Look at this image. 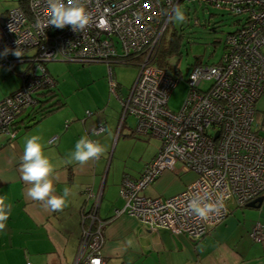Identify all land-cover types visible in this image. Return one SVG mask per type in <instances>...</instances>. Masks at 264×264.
Segmentation results:
<instances>
[{"label": "built area", "instance_id": "obj_1", "mask_svg": "<svg viewBox=\"0 0 264 264\" xmlns=\"http://www.w3.org/2000/svg\"><path fill=\"white\" fill-rule=\"evenodd\" d=\"M23 1L25 5L0 14V67L16 71L21 80L0 100V134L13 141L19 116L37 107L41 91L55 86L46 62L107 64L109 87L115 92L111 64L133 58L139 71L121 99V123L132 115L134 132L153 136L160 145L138 177L123 176L119 195L125 204L117 214L128 213L151 230L167 228L197 241L226 219L229 203L245 206L264 194V130L256 121V103L264 91V0H81L89 16L83 31L50 25L48 0ZM195 2L226 11L235 29L227 33L218 62L192 67L183 104L172 111L167 102L177 75L157 67L152 53L173 10ZM20 64L24 68L16 70ZM177 164L196 178L169 197L144 194L164 171L176 172ZM218 198H223V207L207 220L188 208L190 200L203 204ZM97 210L98 199L82 217L74 264H105L103 221ZM250 236L262 241L264 226L257 222Z\"/></svg>", "mask_w": 264, "mask_h": 264}, {"label": "crops", "instance_id": "obj_2", "mask_svg": "<svg viewBox=\"0 0 264 264\" xmlns=\"http://www.w3.org/2000/svg\"><path fill=\"white\" fill-rule=\"evenodd\" d=\"M20 1L23 0H0V14ZM16 70L22 69L17 65ZM20 85L16 71L0 67V100ZM116 95L120 101L123 99ZM64 107L66 103L42 118L39 107L20 115L18 134L11 142L0 134V199L3 206L10 205L5 228L0 230V264H74L83 229L82 217L97 199V214L103 221L101 252L105 264H264V239L254 241L250 236L257 222L264 226V199L259 208L229 203L226 219L197 241L167 228L151 230L128 213L117 214L125 204L119 195L123 176L138 177L156 151L133 174L108 171L106 155L117 123L114 126L110 116L99 112L87 111L83 115ZM97 126L104 128L99 134L92 131ZM32 135L41 138L43 154L53 165L49 177L53 180L52 194L61 195L65 187L72 190L61 211H46L42 202L27 196L31 185L21 179L20 165L24 138ZM82 136L98 141L104 153L84 165L66 164V157ZM52 137L56 140L49 143ZM177 168L176 172L164 171L148 186L155 198L175 195L196 178L190 171L180 169L179 164Z\"/></svg>", "mask_w": 264, "mask_h": 264}, {"label": "rangeland", "instance_id": "obj_3", "mask_svg": "<svg viewBox=\"0 0 264 264\" xmlns=\"http://www.w3.org/2000/svg\"><path fill=\"white\" fill-rule=\"evenodd\" d=\"M185 14L182 24L169 22L163 38L166 47L173 53L165 62L168 70L177 75L178 82L172 89L167 106L177 111L183 104L188 87L186 80L196 63H216L224 52V42L228 32L235 29L232 17L222 9L201 3H182L179 6ZM197 20L195 24L194 21ZM118 50L121 52L120 46ZM264 53V47L262 48ZM23 69L24 65H18ZM46 68L58 84L56 90L66 103L65 109L85 115L87 111L105 114L110 121L117 123V129L107 152L106 167L116 173L133 174L145 159L157 151L160 141L153 136L139 135L134 132L135 118L127 116L121 123V101L138 75L139 67L132 63L111 64L112 75L119 88L112 92L109 87L107 64L90 63L82 65L76 62L52 60L46 62ZM178 69V70H177ZM178 71V74L175 71ZM256 121L259 130H264V91L256 103ZM121 114V115H119ZM195 176L193 171H190ZM152 187L145 195L154 197Z\"/></svg>", "mask_w": 264, "mask_h": 264}, {"label": "clouds", "instance_id": "obj_4", "mask_svg": "<svg viewBox=\"0 0 264 264\" xmlns=\"http://www.w3.org/2000/svg\"><path fill=\"white\" fill-rule=\"evenodd\" d=\"M51 9L49 24L56 28L71 26L73 31H83L89 23V16L81 4V0H48ZM170 19L178 24L185 21L184 11L177 7L173 10ZM16 56H20L18 51ZM24 151L21 158L20 172L21 179L31 185L27 189V196L35 201H40L46 211H61L66 205L72 190L65 187L61 195H53V180L50 175L53 173V165L44 156L40 137L32 135L25 137ZM104 153V147L98 141H92L87 136H82L75 144V149L65 159L66 164L78 163L84 165L90 160H98ZM223 207V198L217 199L215 203H197L195 200L188 202V208L201 220H207L209 214L219 212ZM10 205L3 206L0 199V230L5 228V221L8 219ZM130 243V242H129Z\"/></svg>", "mask_w": 264, "mask_h": 264}, {"label": "trees", "instance_id": "obj_5", "mask_svg": "<svg viewBox=\"0 0 264 264\" xmlns=\"http://www.w3.org/2000/svg\"><path fill=\"white\" fill-rule=\"evenodd\" d=\"M21 5H25L24 1L19 2ZM165 35V33H164ZM163 37L158 43L157 47L154 49L152 53V62L159 68L168 70V66L165 62L166 58L173 53L172 48L166 47L163 41ZM120 63H132L136 64L135 59H126L124 62L119 61ZM85 65V64H82ZM137 65V64H136ZM178 70V69H177ZM175 71L178 74V71ZM56 81V80H55ZM64 105V100L60 98L59 93L56 90L55 86L51 89H45L39 93L37 107L40 109V118L46 116L53 110H56Z\"/></svg>", "mask_w": 264, "mask_h": 264}, {"label": "water", "instance_id": "obj_6", "mask_svg": "<svg viewBox=\"0 0 264 264\" xmlns=\"http://www.w3.org/2000/svg\"><path fill=\"white\" fill-rule=\"evenodd\" d=\"M264 199L263 195H260L259 197L253 199L249 203H247L245 206L246 207H251V208H259L262 204V201Z\"/></svg>", "mask_w": 264, "mask_h": 264}]
</instances>
